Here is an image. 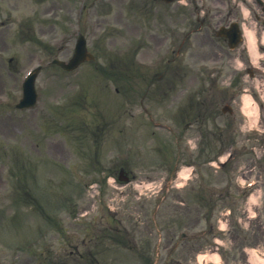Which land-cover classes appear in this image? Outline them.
Here are the masks:
<instances>
[{"label":"rangeland","instance_id":"obj_1","mask_svg":"<svg viewBox=\"0 0 264 264\" xmlns=\"http://www.w3.org/2000/svg\"><path fill=\"white\" fill-rule=\"evenodd\" d=\"M78 5L77 9H80V4ZM50 7V4L46 6V8ZM93 7L95 6L86 8L89 11V18L92 17L93 21L106 19L108 15L102 13L103 8H97L98 17L95 10H89L94 9ZM119 12L121 11L118 10V14L109 15L116 14L115 18L119 19L121 18ZM65 18L63 17L62 25L69 27L70 21L66 22ZM94 28L96 27H90V29ZM99 28L94 29L92 33L89 32L88 36L91 39L98 38ZM184 31L185 29L183 30L180 25L177 27V32L169 36V59L176 57L177 43ZM151 49H149L148 58L156 54ZM159 49H162L158 53L163 52L160 54V58H163L164 42ZM142 56L139 55V57ZM166 64L165 59L164 64L155 70L157 73L153 76L155 78L153 82L157 86L163 87L168 84L164 80ZM173 66H176V59L169 60V73H175ZM103 67L114 70L110 73L113 79L107 80L103 76ZM197 67L194 64L195 72ZM127 69H129L128 64L119 62L118 58L100 51L97 73L93 65H85L73 72L46 68L36 81L40 97L38 105L33 109L24 112L5 108L7 104L0 106V144L7 143L8 146L13 144L14 147L20 145L29 150L28 157L34 159L30 160L29 165L36 167L31 170L30 176L35 177L34 182L37 184L31 188L25 182L27 180L25 174L30 173L25 169L27 159L25 162L22 159L17 160L11 171L12 162L0 161V264H55L59 262V257L54 250L61 254V262H63L67 251L65 248L68 246V243L65 244L67 240L64 238V233L68 232L70 235L71 247L74 245L84 250L86 247L83 241H86V245L89 246L90 239L104 226L110 223L121 225L120 219L124 223H127V218L133 221L139 212L135 205L141 201L137 198L136 184L140 183V180L148 183L150 182L148 180L161 178L156 175L165 177L166 168L155 150L160 149L161 153L165 151L169 153L164 143L169 144L170 139L175 148L173 156L176 173L190 167L189 162L196 164L194 173H198L199 151L190 154L187 151V147L193 150L197 148L198 130L195 127L187 130L183 122L180 126L174 124L176 120L173 121L172 117H176V114L169 115L161 105L153 108L151 116L167 127H155L151 122V116L144 113L143 107H139V102H136L141 94L140 90L138 89L137 92L136 89L138 81H119L121 72ZM4 70L0 69V81L2 82L3 79L5 88L9 89L15 84V78L9 76ZM89 73L96 78L89 80L90 77L86 76ZM119 84L122 90L120 93L116 91ZM181 89L178 93L180 91L185 93V90ZM249 93L248 90L243 91L242 95L243 107L248 109V115L254 114L252 112L254 103L248 102ZM123 98L126 99L125 102ZM166 115H169V119H166ZM118 118L123 123L113 127L110 123H115ZM168 120L175 126L171 130L173 133L169 130V125L171 126L172 123ZM261 121L262 119L255 111V116H249L247 123L261 125ZM49 124L56 126L58 124L62 133L49 128L47 126ZM41 125H44L45 131L50 132L44 135L40 131ZM79 125H82V128L77 127ZM117 126H122V129L113 130ZM182 132L185 138L183 137L180 143H177L174 134ZM234 137L239 143L232 147L233 159L225 167L218 169V173L213 171V173L200 174H203V177L205 175V180H209L208 183L215 187L216 192H225L221 195V204L211 221L217 224V219L222 217L221 212L231 210L228 218L229 228L232 230L228 234L234 239V247L239 250L236 256L228 257V261L225 262L227 264H258L253 254V247L264 251V143L261 139L248 140L245 134L239 136L235 133ZM252 137L255 138V136ZM190 139H193L191 144ZM31 140H34V144ZM87 141L88 149L93 148L95 155L101 157V173L102 167L117 173L116 168L123 165L135 174L137 181L131 184L111 181L106 186L98 183L100 187L102 185L100 192L92 188L96 182L87 186L81 185V181L88 183L91 178L85 173H100L84 167L85 162L81 159V155L85 153L80 154V149L87 146ZM37 142L40 143L39 146H36ZM169 146L171 147L170 144ZM37 147H40L39 152ZM218 147L231 146L211 145L207 149L206 158L214 157ZM203 177L199 180H203ZM73 180L77 182L74 183ZM249 181L254 183L253 186L248 187ZM157 184L153 185L156 189H158ZM23 189L26 192H23ZM142 191L145 195L148 194V198L143 201L155 200L154 197H150L153 188H144ZM228 192L231 194H227ZM251 193L255 195L253 199ZM34 195L38 198L37 202ZM180 195L182 197L181 193L176 196ZM171 197L162 207L163 212L159 215L160 220L165 221L162 229L171 217L172 210L175 211L177 208L172 206ZM35 203L38 207L33 205ZM76 209L78 210L75 213ZM199 210L195 207L189 219V222L195 224L193 226L199 222ZM132 215H135L134 218ZM53 218L57 219L54 224L50 223ZM193 226L190 227L196 228ZM245 226L248 227L247 230ZM154 238L156 239L157 235ZM168 240L170 235L166 228L160 243V254L163 255L158 258V264H169V256H178L180 253H183L184 257H190L199 247L197 239L190 240L191 242L182 241L177 246V251L172 253L171 250L174 249L175 244ZM127 253L129 254L113 246L107 252L106 260L99 258V261L101 264H135V257H132V254L128 256ZM82 264L91 263L87 260Z\"/></svg>","mask_w":264,"mask_h":264},{"label":"flooded vegetation","instance_id":"obj_2","mask_svg":"<svg viewBox=\"0 0 264 264\" xmlns=\"http://www.w3.org/2000/svg\"><path fill=\"white\" fill-rule=\"evenodd\" d=\"M255 17H256V19H257L258 21H260V22L263 24L262 27L264 28V21L261 20V19L259 18L258 15H256ZM228 24H230V23H228ZM228 24H226V25H228ZM203 123H204V120H203Z\"/></svg>","mask_w":264,"mask_h":264},{"label":"bare ground","instance_id":"obj_3","mask_svg":"<svg viewBox=\"0 0 264 264\" xmlns=\"http://www.w3.org/2000/svg\"><path fill=\"white\" fill-rule=\"evenodd\" d=\"M180 175H181L182 177H185V176L187 175V173H180ZM261 264H264V263L262 262Z\"/></svg>","mask_w":264,"mask_h":264}]
</instances>
